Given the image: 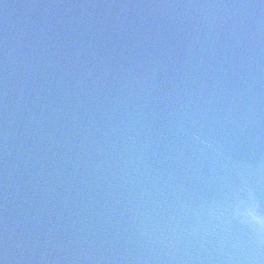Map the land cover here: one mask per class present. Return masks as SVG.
Here are the masks:
<instances>
[{
	"label": "water",
	"instance_id": "water-1",
	"mask_svg": "<svg viewBox=\"0 0 264 264\" xmlns=\"http://www.w3.org/2000/svg\"><path fill=\"white\" fill-rule=\"evenodd\" d=\"M0 264H264V0H0Z\"/></svg>",
	"mask_w": 264,
	"mask_h": 264
}]
</instances>
